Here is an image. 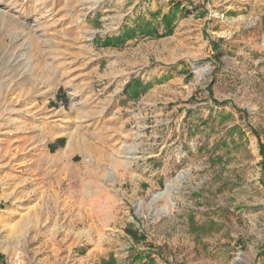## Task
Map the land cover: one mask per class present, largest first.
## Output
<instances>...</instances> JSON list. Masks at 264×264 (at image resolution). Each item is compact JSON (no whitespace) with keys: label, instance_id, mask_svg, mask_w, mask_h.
Masks as SVG:
<instances>
[{"label":"rangeland","instance_id":"rangeland-1","mask_svg":"<svg viewBox=\"0 0 264 264\" xmlns=\"http://www.w3.org/2000/svg\"><path fill=\"white\" fill-rule=\"evenodd\" d=\"M111 255L264 264V0H0V264Z\"/></svg>","mask_w":264,"mask_h":264},{"label":"trees","instance_id":"trees-1","mask_svg":"<svg viewBox=\"0 0 264 264\" xmlns=\"http://www.w3.org/2000/svg\"><path fill=\"white\" fill-rule=\"evenodd\" d=\"M168 21H169V18H168ZM111 43L112 42L109 41L106 44L109 45ZM141 84H142L141 80H136L135 82H132V84L130 85V87L132 89H134V91H137V90H139V87L141 86ZM99 264H118V263H117L116 259L111 255V257H110L109 260H107V261L103 260Z\"/></svg>","mask_w":264,"mask_h":264},{"label":"crops","instance_id":"crops-1","mask_svg":"<svg viewBox=\"0 0 264 264\" xmlns=\"http://www.w3.org/2000/svg\"><path fill=\"white\" fill-rule=\"evenodd\" d=\"M153 15V14H152ZM138 22V21H137ZM132 31V30H131ZM121 36H123V34H121ZM107 38H109V37H107ZM131 88V87H130ZM132 89V88H131Z\"/></svg>","mask_w":264,"mask_h":264},{"label":"bare ground","instance_id":"bare-ground-1","mask_svg":"<svg viewBox=\"0 0 264 264\" xmlns=\"http://www.w3.org/2000/svg\"><path fill=\"white\" fill-rule=\"evenodd\" d=\"M69 148H70V147H69ZM69 148H68V149H69Z\"/></svg>","mask_w":264,"mask_h":264}]
</instances>
